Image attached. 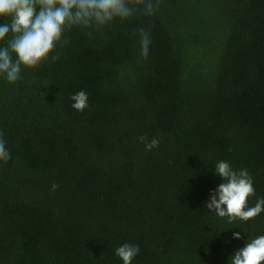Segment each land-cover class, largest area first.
<instances>
[{
    "label": "trees",
    "instance_id": "trees-1",
    "mask_svg": "<svg viewBox=\"0 0 264 264\" xmlns=\"http://www.w3.org/2000/svg\"><path fill=\"white\" fill-rule=\"evenodd\" d=\"M66 38L15 83L0 75V264H123L125 243L132 264H231L264 211L230 220L206 204L221 160L248 170L249 207L264 198V0H159Z\"/></svg>",
    "mask_w": 264,
    "mask_h": 264
},
{
    "label": "clouds",
    "instance_id": "clouds-1",
    "mask_svg": "<svg viewBox=\"0 0 264 264\" xmlns=\"http://www.w3.org/2000/svg\"><path fill=\"white\" fill-rule=\"evenodd\" d=\"M159 8V0H0V75L9 83L21 79V68H36L47 61L50 54L56 53L68 40L66 33L73 29L103 30L115 21L125 22L142 14L152 16ZM140 56L147 59L151 39L149 33L140 28ZM89 35L91 33L89 32ZM15 57V59H14ZM52 61L59 59V54L51 55ZM72 107L83 111L88 107V96L84 91L74 94ZM0 133V161L7 162L11 157ZM146 150L158 147L159 141L139 137ZM215 173L223 182L213 191L206 204L209 211L219 217L239 218L243 221L255 218L264 211V198L255 206H248V198L255 195L253 180L247 169L234 170L229 162L218 161ZM58 188L52 185V190ZM234 239H241L239 232ZM139 252V247L123 244L116 249V255L123 264H132ZM231 264H264V235L248 241L231 257Z\"/></svg>",
    "mask_w": 264,
    "mask_h": 264
}]
</instances>
